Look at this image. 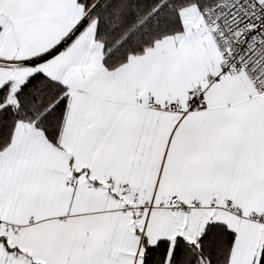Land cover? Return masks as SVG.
I'll return each mask as SVG.
<instances>
[{
    "label": "snow or ice",
    "instance_id": "1",
    "mask_svg": "<svg viewBox=\"0 0 264 264\" xmlns=\"http://www.w3.org/2000/svg\"><path fill=\"white\" fill-rule=\"evenodd\" d=\"M0 264H264V0H0Z\"/></svg>",
    "mask_w": 264,
    "mask_h": 264
}]
</instances>
